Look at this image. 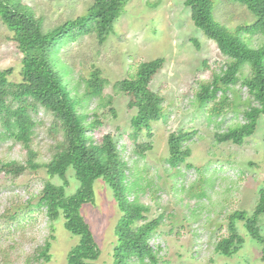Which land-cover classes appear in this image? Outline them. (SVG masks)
I'll return each instance as SVG.
<instances>
[{"label": "rangeland", "instance_id": "1", "mask_svg": "<svg viewBox=\"0 0 264 264\" xmlns=\"http://www.w3.org/2000/svg\"><path fill=\"white\" fill-rule=\"evenodd\" d=\"M214 18L231 30L254 21L244 5L230 0H214ZM41 18L48 30L67 19L85 14L93 0H20ZM194 40L197 42L195 44ZM260 37H251L257 47ZM60 57L72 65L77 93L85 89L84 80L95 68L107 81L102 98L112 96L107 105L92 98L85 106L87 122H101L88 134L98 142L111 133L118 143L123 159L133 168L130 180L140 177L145 190L139 199L149 205V219L162 216L160 227L150 243L159 249L157 264H264L261 246L253 240L242 222L238 232L244 237L241 249L227 257L215 251L218 240L227 235L229 215L237 210L251 213L264 188L263 117L253 135L243 144L216 142L215 134L244 121V111L257 103L242 86L241 80L223 94L201 104L197 93L201 84L220 73L226 57L216 43L206 37L190 18L184 0H130L114 23L107 40L99 45L94 34L85 35L65 44ZM164 58L163 67L151 81V89L163 98V112L152 123V149L140 158L129 138L130 120L135 109L128 106L129 97L116 92L113 84L133 75L139 63ZM22 54L12 39V32L0 18V70L12 67L10 80L21 79ZM248 74V69L244 70ZM36 126L30 148L35 153L36 169L18 175L0 173V264H39L36 254L49 236L45 209L38 205L42 188L49 179L43 163L49 161L61 133L51 130L53 116L38 107L32 113ZM181 129L195 131L186 144L191 156L177 168L167 158L168 135ZM143 132L138 141H147ZM27 150L13 139L0 140V161L25 163ZM72 194L78 187L73 170L66 173ZM53 182L61 183L54 177ZM95 202L85 204L81 214L90 225L101 254L96 264H112L116 243L114 229L121 215L108 184L101 178L93 184ZM51 260L46 264H67L68 250L77 242L63 226L60 216L54 223ZM264 233V214L258 219Z\"/></svg>", "mask_w": 264, "mask_h": 264}, {"label": "trees", "instance_id": "2", "mask_svg": "<svg viewBox=\"0 0 264 264\" xmlns=\"http://www.w3.org/2000/svg\"><path fill=\"white\" fill-rule=\"evenodd\" d=\"M129 1L93 0L85 14L44 30L41 18L20 0H0V18L12 32V39L22 54L21 79L18 82L10 80L12 67L0 70V140L10 138L21 142L28 153L25 163L0 161V173L18 175L28 168L40 166L34 161L35 153L30 148L36 126L32 113L38 107L51 113V130L61 133L51 158L42 164L49 179L42 188L38 205L45 209L49 236L36 254L39 264L51 260L54 223L60 216L63 217L65 230L77 237L76 244L67 252V264H96L101 249L81 214V208L85 204H94L93 184L99 178L108 184L121 212L114 229L116 243L112 264L159 263V249L152 246L150 238L160 227L162 216L148 218L150 207L139 199L145 188L139 183L140 177L130 180L129 173L134 174L133 168L123 159L115 137L105 133L97 142L88 134L101 122L98 119L87 122L85 106L95 97L100 106L110 104L112 96L102 98L107 81L100 69L95 68L84 80V92L78 94L77 84L72 79L73 67L59 54L65 44L88 34H94L98 44L102 45ZM230 1L244 5L254 21L231 30L215 20L214 0H184V4L189 8L193 24L213 40L226 57L221 72L215 73L210 82L201 84L197 93L199 102L204 104L214 99L218 91L224 94L242 76V86L257 103L244 111L243 122L215 134L216 142L241 145L246 137L255 133L261 117L264 125V0ZM254 35L260 37L257 47L251 46ZM163 64L162 57L143 61L133 75L113 84L116 92L129 97L128 106L136 110L130 120L128 135L134 143V152L140 158L152 149V123L158 121L163 112V98L150 86ZM246 68L248 74L245 75ZM143 132L148 140L140 142L138 140ZM194 133L185 129L169 133L167 161L171 167L177 168L181 164L191 166L187 163L191 148L186 143L193 139ZM262 140L264 143V128ZM70 168L78 187L68 195L66 173ZM54 177L60 178L61 183H54ZM262 214L264 188L259 189L258 201L250 214L237 210L229 215L227 235L216 242L215 251L230 257L241 249L244 237L238 232L237 222H242L249 236L261 246L264 262V233L258 226Z\"/></svg>", "mask_w": 264, "mask_h": 264}]
</instances>
